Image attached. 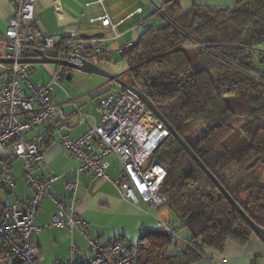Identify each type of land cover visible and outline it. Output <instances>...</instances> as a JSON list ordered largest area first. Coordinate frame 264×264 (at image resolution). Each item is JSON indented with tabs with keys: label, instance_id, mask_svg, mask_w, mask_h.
I'll return each mask as SVG.
<instances>
[{
	"label": "trees",
	"instance_id": "1",
	"mask_svg": "<svg viewBox=\"0 0 264 264\" xmlns=\"http://www.w3.org/2000/svg\"><path fill=\"white\" fill-rule=\"evenodd\" d=\"M160 5V12L152 9L158 22L145 26L120 53L130 84L148 96L242 211L264 229V0L193 6L185 13L175 0ZM228 97L244 105L241 112L232 109ZM153 158L168 168L162 205L175 221H165L184 235L174 241L157 226L141 231L135 241L139 264H194L209 258L208 249L222 251L228 241L244 245L254 234L173 135L161 141Z\"/></svg>",
	"mask_w": 264,
	"mask_h": 264
},
{
	"label": "built area",
	"instance_id": "2",
	"mask_svg": "<svg viewBox=\"0 0 264 264\" xmlns=\"http://www.w3.org/2000/svg\"><path fill=\"white\" fill-rule=\"evenodd\" d=\"M13 14L4 32L6 44L2 58L11 60L2 64L0 74V244L8 255L20 264H38L37 247L32 236L42 226L35 223V213L44 198H51L56 205L48 226L65 228L72 235L78 230L87 242L86 251H81L71 241L69 257L64 263L54 264H139L138 247L121 238L101 241L92 238L87 231V222L74 211L78 174L86 173L96 179L114 183L119 195L137 206L145 214L152 215L156 226L169 234L174 241H182L174 223L158 218V208L165 201L161 190L168 168L153 153L169 130L150 107L130 89L112 88L98 97L100 117L95 118L79 109L74 103L76 122L87 124L86 130L76 137L59 132L57 141L78 162L73 178L65 181L67 198L53 196L52 182L55 174L34 172L37 161L43 159L39 135L25 134L38 126L58 128L67 123L64 110L53 99L55 86L70 68L61 61L81 64L88 60L84 39L78 32H68L63 37L44 33L35 25V0H11ZM102 4L103 0H96ZM155 12L161 11L160 3H154ZM100 24L112 32L111 39L120 34L119 22L112 21L104 12L98 16ZM91 18L89 21H94ZM126 41L119 48L121 53L131 45ZM42 55L56 60L47 82L31 79L30 63L22 58ZM91 52L95 55L108 52L102 38L93 39ZM264 54V39L262 44ZM69 101L71 98L67 95ZM118 166L117 175L111 176L110 159ZM21 159V181L31 189L29 197L21 200L14 194L17 183L11 161ZM11 195L12 199L6 198ZM226 262L225 259L222 260Z\"/></svg>",
	"mask_w": 264,
	"mask_h": 264
},
{
	"label": "crops",
	"instance_id": "3",
	"mask_svg": "<svg viewBox=\"0 0 264 264\" xmlns=\"http://www.w3.org/2000/svg\"><path fill=\"white\" fill-rule=\"evenodd\" d=\"M175 1L183 13L193 6L215 8L233 5V0ZM160 2L162 0H103L102 4H99L96 0H35V25L44 33L54 37H63L71 31L78 32L80 35L84 34L81 37L84 39L88 60L104 68L106 67L105 63L119 53L118 50L123 43L126 41L135 42L145 26L158 22V18L153 15L152 9L154 3ZM13 9L11 0H0V57L7 41L4 32L13 14ZM104 12L109 14L112 21L119 22L122 20L117 26L120 35L115 39H111L112 32L103 27L97 19ZM91 18L95 20L90 22ZM99 37L107 45L108 52L104 53V57H101V54L95 55L91 52L93 39ZM261 58V66L264 70V54ZM2 64L0 63V74ZM53 68V65L51 67L46 66L47 77L45 79L36 78L33 81L47 82ZM68 72L69 74L61 80L68 82L67 86L71 92L74 90V96H70L66 90H63L66 96L71 98V101L68 98L63 99V97L58 96L55 90L53 92V99L64 110L67 123L56 129L47 128L44 125L38 126L41 128L40 131L28 132L25 136L27 138L29 134L39 135L43 159L37 161L34 172L43 175H47L49 172L55 174L56 179L52 182L51 193L53 196L62 199L68 197L65 181L73 178L74 169L77 168L78 162L61 147L57 141L58 133L63 132L68 137H76L87 128L85 122L79 124L76 122L72 104L77 105L83 112L99 118L98 97L118 85L114 81L99 75V77L104 78L100 83L101 85H94V83L90 85L91 75L95 74L74 69ZM68 75L70 76L68 77ZM110 161L111 167L108 171L111 176H115L118 172V166L114 158H111ZM20 163L21 159L11 161L12 172L17 179L14 194L23 200L29 197L32 191L20 180ZM16 169L19 170L20 174L15 171ZM2 194V190H0V197ZM6 198L11 200L12 196L7 195ZM55 208V202L47 197L41 200L35 213V223L42 226L32 236V242L38 250L36 258L38 264L66 262L69 257L71 241L81 251H86L87 248V242L78 230H73L70 236L65 228L48 226ZM74 211L86 220L87 231L92 238L109 241L118 237L130 245L135 243L141 231L150 228L152 218H154L122 198L113 182L96 179L86 173L78 174ZM207 254L208 259L201 258L194 264H212L213 262L220 264H264V243L253 234L244 245L228 241L222 251L208 249ZM223 259L226 262H223ZM14 262V259L7 254L5 248L0 244V264H14Z\"/></svg>",
	"mask_w": 264,
	"mask_h": 264
},
{
	"label": "water",
	"instance_id": "4",
	"mask_svg": "<svg viewBox=\"0 0 264 264\" xmlns=\"http://www.w3.org/2000/svg\"><path fill=\"white\" fill-rule=\"evenodd\" d=\"M84 34H81L80 36H83ZM99 35V34H97ZM36 53L40 57H34V58H22L20 59L21 62L25 63H48V64H54L56 63V60L48 58L44 55H42L41 50H37ZM11 60L0 57V63H9ZM61 65L67 66L70 69L78 70L81 72H85L88 74H95L102 77H105L111 81H114L117 83L120 87L130 89L138 94V96L150 107V109L157 115V117L163 121V123L166 125L167 129L169 130V133L173 135L177 141L183 146V148L188 152V154L195 160V162L202 168V170L207 174V176L214 182V184L221 190V192L224 194V196L229 200V202L234 206V208L239 212V214L244 218V220L247 222V224L252 229L253 233L264 243V229L255 224L239 207V205L233 200V198L227 193V191L220 185V183L215 179V177L207 170V168L199 161V159L195 156V154L191 151V149L187 146V144L182 140V138L177 134V132L174 130V128L167 122V120L164 118V116L158 111V109L154 106V104L149 100L148 96L138 89L137 87L122 81L118 76L113 75L109 73L104 68L100 67L96 63H93L89 60L82 59L81 64H73L67 61H61ZM70 75H68L69 77Z\"/></svg>",
	"mask_w": 264,
	"mask_h": 264
},
{
	"label": "rangeland",
	"instance_id": "5",
	"mask_svg": "<svg viewBox=\"0 0 264 264\" xmlns=\"http://www.w3.org/2000/svg\"><path fill=\"white\" fill-rule=\"evenodd\" d=\"M104 56H105L104 53H101V57H104ZM51 65L52 64H48V63L47 64L46 63H33V64H31L30 68H31V72H32V76H31L32 80H35L36 78L45 79L47 77V72L45 71V68H46V66L51 67ZM105 66L106 67H104V69L107 70L109 73L116 75V76L119 75V77L122 81L130 84V77L126 71L127 70L126 61L124 58L120 57L119 53H117V55L114 58L111 57L109 59V61H107L105 63ZM91 78H92V80L89 83L90 85L93 83H94V85H98L101 83V81L104 80V78L99 77L98 75H91ZM67 83H68L67 81L59 80V82H58L59 86H55L56 93H58V96L63 97V99L67 98V96L63 90H66L70 94V96H74V93H73L74 90H72V92H71L67 86ZM114 88L119 89L120 86L115 85ZM227 99H228V102L231 105L232 109L235 112H241L242 111L244 105L240 101H237L236 98H229L228 97ZM40 130H41L40 127H35L32 129V131H29V133H33V132L40 131ZM27 134H28V132L25 134V136ZM30 135L31 134H29L28 136H30ZM56 135H57V133H56ZM20 165H21V163H20ZM15 171L18 174L21 173V171L19 173L18 169H16ZM20 179H21V177H20ZM157 216H158V218H161L164 220L169 219L170 221H175L174 217L172 216V214L170 213V211L168 210L166 205H161L158 208ZM152 220L153 221H152V224L150 225V228H146V230H154L156 228L155 227L156 226L155 218H152ZM177 233L181 236L184 235V231L180 230V229H177ZM177 248H180V246H178ZM170 249L175 251L174 246H171Z\"/></svg>",
	"mask_w": 264,
	"mask_h": 264
},
{
	"label": "bare ground",
	"instance_id": "6",
	"mask_svg": "<svg viewBox=\"0 0 264 264\" xmlns=\"http://www.w3.org/2000/svg\"><path fill=\"white\" fill-rule=\"evenodd\" d=\"M88 58V57H87Z\"/></svg>",
	"mask_w": 264,
	"mask_h": 264
}]
</instances>
